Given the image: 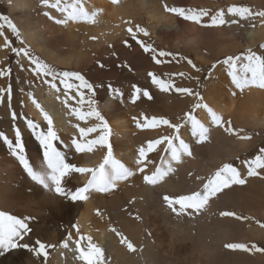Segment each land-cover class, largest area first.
<instances>
[{
    "label": "bare ground",
    "instance_id": "6f19581e",
    "mask_svg": "<svg viewBox=\"0 0 264 264\" xmlns=\"http://www.w3.org/2000/svg\"><path fill=\"white\" fill-rule=\"evenodd\" d=\"M2 1L8 5L10 12L18 14L17 19L21 22L18 23L22 24L21 34L25 44L38 53L35 56L42 55V61L58 72L65 70L84 73L89 69L85 74L91 80L97 76L108 79H114L116 76L103 68L90 69L97 52L102 55L111 47L105 45L100 50L101 45L95 46L90 36H99L98 42L101 44L106 40H114L117 54L122 57L124 49L118 42H122L127 36L129 24H126V21L149 26L150 40L155 42L154 38L158 37L163 43L156 46L157 48L165 49L167 45L168 49L172 50L184 45L200 53L204 41L215 40L221 44L215 49V57L218 59L231 52L237 54L264 44V21L260 17L253 16L247 20L236 17L239 23L232 24L233 17L227 13L228 8L234 5L249 7L254 13L261 11L264 8V0H213L207 4H196V0H193L192 4L196 10L208 11L207 23H210L211 16L224 10L228 22L213 30L202 28L195 23L186 25L185 20L164 10L165 4L169 7L184 8L189 0H118L117 4H113L111 0H83L89 12H99L96 23L69 22L67 25H58L46 17L45 11L56 19L63 18L55 9L38 8L39 0ZM252 22L254 23L244 28V24ZM239 38L246 40L245 49L238 47ZM170 40L172 41L167 42ZM198 56L202 58L200 54ZM18 58L20 64L17 76L20 83L26 87L19 93L21 95H17L19 87H11L10 80H4V75H0V133L7 132L8 135H5L8 139L15 140L18 128L29 162L34 167L41 165L42 150L32 129L28 128L27 121L31 120L39 125L37 131H46L47 123L32 103L28 94L31 93L51 116L59 136L54 143L58 150L66 155L67 161L82 167L97 165L104 155V150L78 154L68 145L73 136H79L74 125L90 127L98 122L91 118L87 123L77 120L62 103L65 99L63 85L57 81L60 91L51 89L43 82L44 78L35 75L34 65L29 63L28 58L22 54ZM147 60L148 56L144 51L136 52L132 58L134 64ZM107 62L102 65L111 69L112 63ZM95 74L97 76H94ZM212 76L215 78L207 85L203 102L221 114L225 120H231L234 128H243L252 139L240 141L235 136L228 135L223 128L211 124L206 110L197 109V118L210 128L209 140L197 144L191 135L190 126L185 125L181 129V135L190 145L193 155L183 157L182 163L174 165L176 171L155 186L145 184L142 174L138 173L129 181L120 183L117 190L111 194L93 192L87 201L72 202L48 192L32 181L0 138V211L17 218L29 217L27 222L32 228L20 243L28 242L35 246V241L39 239L45 244L55 245L48 249L51 258L47 264H82L75 259V244L72 242L79 239L80 235L91 236L93 243L103 248L107 264H264V253L250 254L237 250L240 253L235 256L234 253L221 251L226 243H236L238 240L245 243L256 238L264 242V228L256 221L257 218L264 221V179L247 177L245 167V189L233 185L225 190L226 196L222 202L219 203L218 199L212 200L208 209L198 215L177 217L163 201L164 195L178 196L199 190L202 184L195 179L196 176L206 180L224 163L237 159L240 153L251 148L258 141L257 132L264 130V90L251 88L241 93L235 89L231 78H222L225 76L222 70H217ZM222 82L224 84L221 85ZM94 85L97 95L93 98L114 132L111 137L114 154L126 166L135 168L137 149L142 145L146 146L149 140L170 135L172 130L166 126L157 129L137 128L133 117L143 123V116L146 115H140L136 107L140 106L139 103H147L148 100L141 97L136 103H132V91L121 89L119 90L123 93L122 97L114 99L113 93L108 92L106 85ZM27 87H30L33 93L28 91ZM84 91L87 98L90 94L87 90ZM233 92H236L235 96L232 95ZM69 95L74 96L75 92ZM78 99L79 97L69 100V105L78 107ZM83 107L87 111V105ZM189 108L190 106L183 110L188 111ZM13 114L17 117L18 125L15 128L9 121ZM97 135L93 133L89 139ZM162 155L165 153L158 149L157 152L150 153L149 157L159 158ZM201 157L206 160H201ZM154 167L155 165H150L148 171H152ZM87 179V175L73 173L65 178L64 186L74 191L82 187ZM221 211L241 212L248 220L243 226L233 217H220ZM137 216L140 217L139 220L136 219ZM74 225H79V234ZM112 228L127 237L137 251L129 252L127 247L120 243V237L110 231ZM69 236L72 237L71 240L68 239ZM65 240L69 243L67 249L61 246ZM82 246L86 247L87 241H83ZM0 264L45 262L43 257L37 258L25 249H15L0 256Z\"/></svg>",
    "mask_w": 264,
    "mask_h": 264
},
{
    "label": "snow or ice",
    "instance_id": "6c2138e0",
    "mask_svg": "<svg viewBox=\"0 0 264 264\" xmlns=\"http://www.w3.org/2000/svg\"><path fill=\"white\" fill-rule=\"evenodd\" d=\"M113 4H117L118 0H111ZM42 7L47 9H55L62 14L61 19H56L51 16L49 12L45 11L44 15L58 25H67L69 22L73 23H96V17L99 15L98 11L89 12L83 3V0H40ZM166 12L172 13L177 17L182 18L185 21H190L202 27H221L228 21L225 19L224 10L218 11L215 15L210 17V24L203 22V17L208 16L207 10H195L185 9L182 7H169L164 5ZM227 13L233 17L232 24H238L239 20L235 19L239 17L240 20H247L253 16L260 17L264 21V11L253 12L246 6H231L228 8ZM0 36H4V27L8 29L16 36L17 40L24 45V41L20 38V32L17 26L6 16H0ZM126 24L131 25V21H126ZM129 34L136 38V32L143 33V35H149L148 31L139 25L130 26L127 28ZM95 39V38H93ZM137 43L146 52H152V59L160 64L162 61L158 57H166L173 55L171 53L160 51L152 47V45L144 44L142 41L137 40ZM5 47H11L10 42L5 37ZM264 49V44L260 45ZM11 51L17 56L21 54L28 58L30 63L34 65V73L37 77L45 78L43 82L48 84L49 87L57 92L60 89L57 86V81L63 85L65 99L62 101L64 106L68 108L69 113L77 120L88 122L89 118L94 119L98 123L90 127H81L79 124L74 125L79 136H73L70 145L68 147L75 150L78 154L94 153L97 150H104L100 162L94 167H82L72 164L67 161L66 155L58 150L54 143L59 139L57 132L53 126V120L51 116L41 107L34 97L29 93V97L32 99V103L40 111L44 121L47 123L46 131H37L39 125L33 121H27L28 128L32 129L33 134L39 142V147L42 150V163L39 167H34L25 154V147L22 142V136L20 130L17 128L15 132V142L8 139L3 133H0L3 143H5L10 151V154L15 157L22 166L23 171L31 178L37 185L48 192L55 195L66 198L72 202H83L89 199L91 193L111 194L117 190L118 186L122 182L129 181L135 175L142 174V179L145 184L155 186L161 183L167 176L176 171L174 165L182 163L183 157H191L193 155L192 149L188 143L182 138L181 129L185 125H189L191 129V135L195 138L197 144H203L209 140L210 128L202 123L195 112L197 109L206 110L211 124L216 127L223 128L224 131L230 135L235 136L240 141H250L252 137L248 135L243 128L236 129L233 127L231 120H225L223 116L217 113L208 104L203 102V97L199 92H193L192 89L186 87H177L170 79L164 80L158 77L155 73L149 72L148 76L151 78V83L155 85L161 92H171L184 94L187 96H194L196 102L192 105L191 110L183 114L182 117H178L182 123H173L165 117L152 116L151 118L143 116V123L136 117L133 120L136 122V127L139 129H157L161 126H166L171 129L170 135H162L159 138L147 141L146 146L142 145L137 149V155L134 163L135 168H130L121 162L114 154V147L111 143V137L114 135L113 129L110 127L108 121L102 115L100 109L97 106V102L94 100L95 91L94 85L90 83L85 77L76 71H62L58 72L55 68L51 67L39 57L32 55L27 46L21 48L11 47ZM188 63L199 72L200 69L189 59ZM222 63L229 69L228 75L231 78V83L235 89L241 93L245 89L257 88L264 90V52L257 54L251 48L247 49L240 55H229ZM215 68V65H213ZM10 71V70H9ZM6 72H0V75H6ZM178 75L184 76V73ZM78 81V84L72 82ZM133 91L131 94V102L136 103L141 97L152 100L153 97L147 89H142L136 85H133ZM110 91L113 93V98L122 97L123 93L119 89H112L109 85ZM90 94L85 95V91ZM9 91V98L11 89ZM75 92V95H69L71 92ZM232 95H236L233 92ZM77 100L78 107H71L69 100ZM59 99V97H57ZM87 105V111L83 110V106ZM15 119V114H13ZM93 133L98 135L95 138L89 139ZM161 146H163L161 148ZM160 149L165 155L159 157L160 163L156 162L149 157L150 153L157 152ZM247 166V177H259L264 179V148L259 150V153L255 155L252 160L245 161ZM150 165H155L152 171H148ZM73 173H79L81 175H87V182L82 186L76 188L74 191L67 189L64 186L65 178L70 177ZM191 175V173L189 174ZM196 180L200 181L202 187L199 190L191 191L187 194H181L178 196L164 195L163 201L166 206L177 216L183 215H198L203 211H206L213 198H218L220 193H223L226 189H230L233 185L243 186L247 183L246 178L241 172L230 163H224L220 166L211 176L205 178L196 176ZM190 210V211H189ZM99 215V212H97ZM220 217H233L238 221L248 219L242 217L233 211H221ZM30 218H17L14 215H10L4 211H0V256H4L6 253L15 249H25L30 253H33L35 257L44 258L46 264L48 258V249L55 247V245L45 244L39 239L35 241V246L30 245L28 242L20 243L24 241L25 237L32 231L29 223ZM140 219L139 216L136 217ZM264 228V224L260 225ZM77 234L80 232L79 225H74ZM120 237V243L125 245L129 252H136L137 249L131 241L127 239L123 234L118 232L115 228L110 229ZM72 239L71 236L68 238ZM87 241V246H82V242ZM75 244V259L82 262V264H107L104 250L99 245L93 243L91 236L80 235L79 239L72 241ZM62 248L67 249L69 247L68 240H65L61 245ZM226 249L232 251H244V252H260L264 253V248L258 247L256 244L249 246L246 243H226L224 245Z\"/></svg>",
    "mask_w": 264,
    "mask_h": 264
},
{
    "label": "rangeland",
    "instance_id": "374dc122",
    "mask_svg": "<svg viewBox=\"0 0 264 264\" xmlns=\"http://www.w3.org/2000/svg\"><path fill=\"white\" fill-rule=\"evenodd\" d=\"M192 1L193 0H189V2L186 5H184V8L185 9H195V6L192 4ZM212 1L213 0H196L195 2L196 4H207ZM38 2H39L38 8H44L41 6L40 0ZM8 8H9L8 5L4 3L2 0H0V16L8 17L17 26L20 32V38L24 41V37L21 34L22 24L20 25L19 23L21 22L17 19L18 14L10 12ZM261 11H264V8L261 9ZM207 18H208L207 16L203 17L204 23H207ZM0 23H3V21H0ZM185 23L186 25H190L192 22L185 21ZM253 23L254 22L244 24V28L248 27L250 24H253ZM135 25H139L140 27L146 29L148 33L150 31L149 26H147L144 23L131 24V25H128L127 28L130 26L134 27ZM206 28L208 30H213L216 27H206ZM3 31H4V36H0V71L7 73L3 77L4 80L6 81L10 80L9 84H11V87H14V86L19 87L17 91V95H21L19 93H21L22 90H24L25 85L23 86V84L20 83V80L17 76L18 75L17 70L20 64L19 58H18L19 56H17L15 53L11 51V47L21 48V47H25L26 44L24 41V45H22L20 41L17 40L16 36L10 31V29L7 28V26L4 27ZM5 37L10 42L11 47L4 46ZM90 39L92 43H95V46L97 44L101 45L100 50L103 49L105 45H111V47L107 49L102 55H99L97 52V54L94 56L95 58L90 64V69L99 68L100 70H102L103 68V70H109V72H112L111 74H114L116 78L108 79L107 77H99L95 74L94 76H97V77L91 80L85 74V72H87L89 69L86 70L84 73L82 72H79V73H81L85 77V79H87L93 85L94 83H103L104 85L108 87V92L110 91L109 85L111 86L112 89L118 88L124 91H133V87H132L133 85H136L142 89H147L151 93L153 99L149 101L146 98L148 100L147 103L146 102H142L143 104L139 103L140 104V106L138 105L139 108L138 106L136 107V110L139 109L138 111H140V113L139 112L138 113L140 115H146L149 118H151L152 116L165 117L169 119L170 121H172L173 123H182V121L178 119V117H182L183 114L187 112L186 110L184 111L183 108L190 106L188 110L190 111L193 105V102H196V99L194 96H187L184 94L176 93L175 91H171V92L159 91V89L151 83V78L148 76L149 72L155 73L161 79H164V80L170 79L177 87H186V88L192 89L193 92H199L200 95L203 97L206 87L210 83V80L212 78H215L212 76V74L215 73L217 70L223 71V74L225 76L222 78H225V80H230L229 79L230 76L228 75L229 69L226 65L222 63V61L229 55H233V56L240 55L241 53H244L246 51L245 50L237 54H234V52H231V53L226 54V57H222L218 59L215 57V49L219 47L221 44L215 40L209 41L207 39L206 41H204V43L202 44V50L200 53H198V51L191 50L190 48L184 45H181L180 48H173L172 50L168 49L167 45H165V49L159 48V47L157 48L156 46L163 45V43L158 40V37H155L154 38L155 42H152L150 40L151 39L150 35L145 36L143 35V33L136 32V38L133 39V37L128 32L125 39L122 42H118L124 49V55L121 57L119 56V54H117V49L115 48L116 43L114 42V40L112 41L106 40L104 43L101 44L98 42L99 36L92 35L90 36ZM137 40L142 41L144 44L152 45V47L157 50V53L160 51H163V52L171 53L173 55H169L166 57H158L162 61V63L157 64L152 59L153 53L150 51L149 52L144 51V49L140 46V44L137 43ZM171 41L172 40L167 41V42H171ZM239 42L240 44L238 45V47L239 48L243 47L245 49L244 45L246 43V40L244 38H239ZM222 46L224 47V45ZM29 50L32 53V55L34 56L35 54L38 55V53L32 50L31 48H29ZM252 50L257 52V54L264 52V49H262L260 45L257 48L252 49ZM138 51H144L146 55L148 56V60L142 63L134 64L132 62V58L134 54ZM198 54H200L202 58H200ZM38 57L42 60L43 56L39 55ZM101 58L104 60V62ZM189 59L196 65L197 68L200 69L199 72H197L188 63ZM107 61L112 63L111 69H109L108 66L106 67L102 65L106 63ZM213 65H215V68H213ZM179 73H184L185 75L180 76L178 75ZM220 84L222 85L224 83L222 82ZM29 90H31V92L33 93L30 87L28 88V91ZM94 91H95V96H96L97 90H96L95 85H94ZM83 110L86 111V108L83 107ZM9 121L14 128L18 125L16 116H15V119L12 116L9 119ZM5 134L8 135L7 132L4 133V135ZM257 136H258V141L254 143L251 148L240 153L237 159L228 162L232 164L234 167H236L244 177L245 175L243 173V168L245 167L247 170L246 163L244 162L252 160L255 157V155L259 153V150L261 148H264V130H259L257 132ZM12 141L15 142V140H12ZM151 159H153L156 162V164L160 162L159 158L157 157H154ZM201 160H206V158L201 157ZM242 187L243 188H240V189L242 190L245 189V185H243ZM225 196H226V193L224 191L223 193L219 194L218 198H213V200L218 199L220 203L224 200ZM237 214L242 217H247L245 214L241 212ZM247 220L248 219L240 221L241 225L245 226L244 224L246 223ZM256 221L259 226L261 224H264V221L259 218H257ZM236 243H241V241L238 240ZM245 243L248 244L249 246H251L252 244H256L258 247L264 248V242L262 240H257L256 238L250 239L249 241ZM222 248L223 249L221 251L234 253L235 256L238 255L237 253H240L238 251H232L224 247ZM249 253L251 254L253 252H249ZM50 258L51 256L49 254L47 261H46L47 263L50 262Z\"/></svg>",
    "mask_w": 264,
    "mask_h": 264
}]
</instances>
